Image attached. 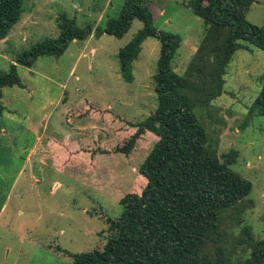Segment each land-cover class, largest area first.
<instances>
[{
	"label": "rangeland",
	"instance_id": "obj_1",
	"mask_svg": "<svg viewBox=\"0 0 264 264\" xmlns=\"http://www.w3.org/2000/svg\"><path fill=\"white\" fill-rule=\"evenodd\" d=\"M123 3L23 0L21 19L0 40V71H7L16 65L19 53L44 39L57 38L63 18L93 30L86 40L72 41L58 59L41 57L32 68L17 66L23 88L2 89L0 264H71L64 251L102 249L107 220H116L122 213L120 199L132 191L140 193L145 185L137 170L155 137H141L130 157H125L115 149L130 136L122 135L125 141H120L115 130L130 127L128 122L131 126L142 122L156 110L152 77L160 45L145 38L130 64L131 82H125L118 53L141 32L142 24L133 21L121 39L97 33L117 18ZM144 4L156 29L180 36L173 67L183 74L203 36L202 20L190 13L186 0H144ZM246 19L264 27V0L255 1ZM263 78L264 52L237 51L227 66L221 96L195 110L216 155L222 158L234 150L237 159L232 169L252 183L251 194L235 210L240 224H232L230 212L222 223L229 236L226 248H234L237 260L241 254L232 244L242 227L249 226L255 239L264 238V116L255 107ZM104 110L115 117L103 118ZM76 113H81L79 118L67 121L69 114ZM69 136L78 144L79 167L59 172L50 157L58 153L56 145L47 139L61 141ZM90 158L94 168L88 172Z\"/></svg>",
	"mask_w": 264,
	"mask_h": 264
},
{
	"label": "trees",
	"instance_id": "obj_2",
	"mask_svg": "<svg viewBox=\"0 0 264 264\" xmlns=\"http://www.w3.org/2000/svg\"><path fill=\"white\" fill-rule=\"evenodd\" d=\"M186 1L190 13L202 20L204 31L183 74L173 67L180 36L156 29L144 0H124L117 18L108 20L97 32L121 39L133 21L142 24L141 32L118 53L120 72L127 83L131 82L130 64L142 42L147 37L158 41L157 72L152 77L157 108L146 120L133 126L128 122L130 127L115 130L120 141L122 135L130 136L115 152L130 157L147 134L156 141L137 170L145 185L140 193L132 191L120 199L122 213L116 220H107L102 249L77 254L64 251L71 264H264V238L255 239L249 226L241 228L232 244L237 246L236 254H241L238 260L234 248H226L229 236L222 227L224 217L230 212L232 224H240L235 210L251 194L252 183L232 169L237 159L234 150L222 158L216 155L195 112L221 96L227 66L237 51L255 48L264 52V27L246 19L256 0ZM22 13L23 0H0V40L11 34ZM57 27V38L44 39L19 53L16 65L0 71V131L5 111L2 89L23 88L17 66L32 68L41 57L58 59L72 41H84L93 33L90 26L77 27L73 19L63 18ZM255 107L264 116V78ZM109 111L102 112L103 118L115 117ZM80 115L69 114L67 121ZM108 151L101 149L102 153ZM90 162L91 158L86 162L88 172L94 168ZM65 165L76 168L79 161Z\"/></svg>",
	"mask_w": 264,
	"mask_h": 264
},
{
	"label": "crops",
	"instance_id": "obj_3",
	"mask_svg": "<svg viewBox=\"0 0 264 264\" xmlns=\"http://www.w3.org/2000/svg\"><path fill=\"white\" fill-rule=\"evenodd\" d=\"M72 136V135H71ZM65 137L63 138L61 141H57L54 138H49L47 139L48 143L50 144L51 140L54 142V144L56 145V149L58 151V153H54V155H51V159L53 160V164L56 165V168H58L59 172H65L67 169H74L71 167H67V165H65V163H67L68 161H74V160H79L78 158V154H79V149H77L78 144L77 142L72 140V137ZM40 140V137L38 138L37 141ZM35 148H33L30 152V154L32 155L33 151L35 152L36 150H34Z\"/></svg>",
	"mask_w": 264,
	"mask_h": 264
}]
</instances>
